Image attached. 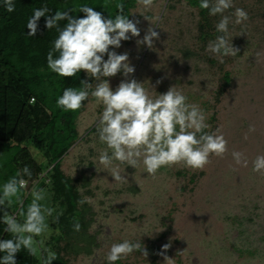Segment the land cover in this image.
I'll return each instance as SVG.
<instances>
[{
	"label": "rangeland",
	"instance_id": "rangeland-1",
	"mask_svg": "<svg viewBox=\"0 0 264 264\" xmlns=\"http://www.w3.org/2000/svg\"><path fill=\"white\" fill-rule=\"evenodd\" d=\"M233 2L249 16L237 25L234 8L224 13L231 17L229 39L239 49L236 56L218 57L207 50L208 44L199 39L198 10L185 0H154L148 9L137 0L130 20L139 21L140 36L129 33L130 39L122 41L120 48L109 49L128 54L135 68L128 79H136L150 91L154 86V95L176 86L188 103L199 105L210 126L207 132L220 128L228 140L223 158L210 156L202 170L182 163L163 167L155 176L142 165L134 169L114 160L112 166H118L128 181L116 183L98 161L100 151L107 147L100 142L96 127L104 106L89 94L77 120L79 139L61 162L62 171L72 180L90 179L88 187H82L81 181L76 186L94 214L88 230L95 237L92 253L75 255L68 250L65 238L52 226L56 214L62 212L38 182L33 188L42 190L45 199L41 203L54 209L47 218V231L35 238L44 242L37 253L39 264H44V248L69 264H108L111 244L125 239L140 242L146 249L153 246L159 256L153 262L149 254L145 257L134 251L115 264H166L160 255L166 243L171 245L164 253L171 259L168 264H264V175L254 172L251 164L257 154H264V0ZM220 18L219 14L214 17V26ZM149 27L159 33L151 49L137 44ZM225 72L230 73L231 85L217 101ZM107 79L115 90L125 77L118 73ZM91 80L94 89L98 81ZM252 126L254 132L249 131ZM233 150L249 158L247 168L234 164ZM31 152L44 163L39 152L33 148ZM11 206L7 210L15 214ZM3 211L0 206L2 216Z\"/></svg>",
	"mask_w": 264,
	"mask_h": 264
},
{
	"label": "clouds",
	"instance_id": "clouds-1",
	"mask_svg": "<svg viewBox=\"0 0 264 264\" xmlns=\"http://www.w3.org/2000/svg\"><path fill=\"white\" fill-rule=\"evenodd\" d=\"M145 9L150 8L154 0H138ZM4 6L8 12L15 10L13 0H4ZM200 8L208 9L209 15H220L221 18L215 25L218 35L208 44V51L218 57L236 56L239 49L234 47L229 39V23L231 17L224 15L225 11L234 8L232 15L234 23L243 24L249 19L248 13L239 7H235L233 0H200ZM119 13L114 18H105L99 11L88 5L80 6L79 11L84 13L82 18H75L68 11H56L48 16L49 9L45 6L34 10L33 16L27 22L29 36H35L38 29V21L47 16L46 28H58L59 35L54 41L53 49L47 54L48 68L61 77H74L81 70L98 81L93 89V84L87 80H81V88L67 87L58 97L57 107L64 111H77L82 107L89 94L97 103H102L104 108L96 125L99 140L107 147L100 151L98 161L116 183H127V179L121 174L118 166H112L113 161L126 163L134 169L143 166L147 174H155L163 167L183 164L191 169H203L210 163V156L223 158L228 151V140L222 129L215 132H205L210 126L206 123V115L199 105L188 103V98L182 90L171 86L165 93L146 89L144 84L136 79H128L134 73L135 68L129 63L127 53L118 54L110 51L121 47L122 41L131 37H139V21L130 20L123 15V4H117ZM148 19L147 17H145ZM67 20L63 28L58 27V22ZM242 34V33H241ZM154 38L159 39V33L149 27L142 40L137 44L152 48ZM54 53L58 56L54 57ZM105 54L107 60L104 59ZM221 62H223L221 60ZM123 73L125 79L113 90L107 78ZM161 81H157L159 84ZM93 89L91 93L89 90ZM34 102V100H33ZM249 131L254 132L255 127ZM199 134V135H198ZM247 138V136L245 137ZM111 150V155H109ZM236 166L247 168L249 158L244 152L233 150L231 153ZM252 170L264 175V154H257L252 160ZM24 175L31 176L29 167L22 170ZM27 187V181L21 173L9 178L0 189V206L4 208L0 217L5 225V231L12 238L0 240V264H16V254L22 249L36 256L43 245V240L35 238L42 236L48 229L47 218L51 217L54 209L41 203L45 199L42 190L33 188V199L26 209L21 199V190ZM19 204V210L10 214L7 210L13 202ZM85 200L79 201L80 204ZM58 219V217H57ZM74 230L80 231L81 225L77 221ZM171 247L170 243L162 246L160 255L164 256L166 264L171 260L164 253ZM134 251H140L148 256L146 247L140 242L123 240L111 244L106 254L108 264L127 258ZM46 256L44 264H52L57 259V254L47 248L43 249Z\"/></svg>",
	"mask_w": 264,
	"mask_h": 264
},
{
	"label": "trees",
	"instance_id": "trees-1",
	"mask_svg": "<svg viewBox=\"0 0 264 264\" xmlns=\"http://www.w3.org/2000/svg\"><path fill=\"white\" fill-rule=\"evenodd\" d=\"M185 1L198 10L201 42L209 44L218 35H223L216 31L215 16L209 15L208 9L200 8V0ZM136 2L137 0H13L15 10L8 12L4 0H0V189L17 173H21L25 180H38L40 188L49 192L53 205H58L62 212L56 214L52 226L59 229L68 250H72L75 255L91 254L95 242V237L88 233L94 214L86 203H79L82 199L76 186L81 181V186L86 188L90 185V179L83 176L76 181L72 180L62 171L61 160L79 139L77 120L87 100L75 112L57 107L56 101L65 88L79 89L82 87L81 80L89 83L92 80L84 70L74 77H61L52 72L47 66V54L58 38V28L47 29L45 24L48 17H41L37 22L36 35L29 36L27 22L35 9L45 6L49 9L46 14L48 16L59 10L68 11L75 18H82L84 13L79 11L80 6L88 5L101 12L105 18H114L120 14L116 5L123 4V15L130 19ZM67 22L59 21L58 27L63 28ZM187 55L192 53L187 52ZM55 56L58 53H54ZM230 85V73L225 72L223 88L217 92V101ZM204 131L207 132V129ZM31 148L41 154L44 163L37 161ZM25 166L29 167L31 176L23 174ZM20 195L26 209L32 196L24 189ZM11 207L18 212L19 204L15 200ZM77 221L81 225L78 232L73 227ZM5 228L6 225L0 221V240L12 238ZM147 251L155 262L159 256L157 248L150 246ZM3 255L0 253V257ZM16 264H39V259L37 255L32 256L22 249L16 254ZM52 264L69 263L57 254V259Z\"/></svg>",
	"mask_w": 264,
	"mask_h": 264
},
{
	"label": "built area",
	"instance_id": "built-area-1",
	"mask_svg": "<svg viewBox=\"0 0 264 264\" xmlns=\"http://www.w3.org/2000/svg\"><path fill=\"white\" fill-rule=\"evenodd\" d=\"M33 101V99H32ZM27 181V187L24 189L26 191V193L30 194L31 193V190L33 187L36 186V184L39 182L38 180H33V181H29V180H26ZM33 184V185H32ZM28 191V192H27Z\"/></svg>",
	"mask_w": 264,
	"mask_h": 264
}]
</instances>
